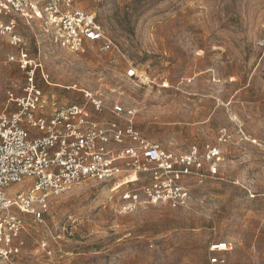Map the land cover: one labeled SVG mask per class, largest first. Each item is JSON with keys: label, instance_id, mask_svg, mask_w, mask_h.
Returning a JSON list of instances; mask_svg holds the SVG:
<instances>
[{"label": "rangeland", "instance_id": "rangeland-1", "mask_svg": "<svg viewBox=\"0 0 264 264\" xmlns=\"http://www.w3.org/2000/svg\"><path fill=\"white\" fill-rule=\"evenodd\" d=\"M118 50L58 49L39 24L17 31L42 62L46 101L83 105L85 92L135 112L148 139L173 151L221 149L220 177L194 189L187 209L123 208L111 182L86 181L50 201L42 223L27 217L20 264H264V0H76ZM0 40V105L21 94L23 73ZM130 66L143 82L125 77ZM106 118H112L105 111ZM122 182V181H119ZM118 183V182H117ZM49 248L44 250L42 243Z\"/></svg>", "mask_w": 264, "mask_h": 264}, {"label": "built area", "instance_id": "built-area-1", "mask_svg": "<svg viewBox=\"0 0 264 264\" xmlns=\"http://www.w3.org/2000/svg\"><path fill=\"white\" fill-rule=\"evenodd\" d=\"M19 19L44 27L50 41L69 53H85L90 44L104 53L118 50L95 15L79 8L76 0H0V40L18 49L8 62L24 76L21 94L7 91L0 105V264H20L27 217L42 223L51 199L83 182L116 186L134 176L137 180L125 185L139 186L122 196L125 211H133L143 206L187 209L194 189L219 179V147L170 150L144 136L135 112L119 102L107 108L85 92V104L54 102L45 112L38 81L48 84L50 76L18 33ZM125 77L144 80L134 66ZM41 246L49 248L47 242ZM230 251L228 242L213 243L209 263L225 264Z\"/></svg>", "mask_w": 264, "mask_h": 264}, {"label": "bare ground", "instance_id": "bare-ground-1", "mask_svg": "<svg viewBox=\"0 0 264 264\" xmlns=\"http://www.w3.org/2000/svg\"><path fill=\"white\" fill-rule=\"evenodd\" d=\"M137 179L134 176H130L127 181L125 182H118L114 188V190L121 188L123 185L127 183L135 182Z\"/></svg>", "mask_w": 264, "mask_h": 264}]
</instances>
